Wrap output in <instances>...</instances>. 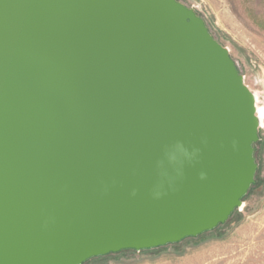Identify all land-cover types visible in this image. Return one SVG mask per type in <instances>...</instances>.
Masks as SVG:
<instances>
[{
  "label": "water",
  "instance_id": "water-1",
  "mask_svg": "<svg viewBox=\"0 0 264 264\" xmlns=\"http://www.w3.org/2000/svg\"><path fill=\"white\" fill-rule=\"evenodd\" d=\"M258 126L229 49L178 0H0V264L217 228L255 182Z\"/></svg>",
  "mask_w": 264,
  "mask_h": 264
},
{
  "label": "rangeland",
  "instance_id": "rangeland-1",
  "mask_svg": "<svg viewBox=\"0 0 264 264\" xmlns=\"http://www.w3.org/2000/svg\"><path fill=\"white\" fill-rule=\"evenodd\" d=\"M204 19L229 49L264 118V0H178ZM256 181L245 206L217 228L178 243L123 250L85 264H264V123L258 131Z\"/></svg>",
  "mask_w": 264,
  "mask_h": 264
},
{
  "label": "bare ground",
  "instance_id": "bare-ground-1",
  "mask_svg": "<svg viewBox=\"0 0 264 264\" xmlns=\"http://www.w3.org/2000/svg\"><path fill=\"white\" fill-rule=\"evenodd\" d=\"M254 95V103H255V108H256V115H257V119L259 122V128L263 127V123H264V118L260 112V110L262 111V109L259 107V105L257 104L258 102V96L256 93L253 92Z\"/></svg>",
  "mask_w": 264,
  "mask_h": 264
},
{
  "label": "flooded vegetation",
  "instance_id": "flooded-vegetation-1",
  "mask_svg": "<svg viewBox=\"0 0 264 264\" xmlns=\"http://www.w3.org/2000/svg\"><path fill=\"white\" fill-rule=\"evenodd\" d=\"M255 181H256V178H255ZM254 184H255V182L253 183V185H254ZM253 185H252V186H253ZM252 186H251V188H252ZM251 188L249 189V191H248V193L246 194V196L249 194V192H250ZM246 196H245V197H246ZM245 197L243 198V201H244V206H245V200H244V199H245ZM234 212H235V211H234ZM234 212H233V213H234ZM233 213H232V215H233ZM232 215H231V216H232ZM231 216H230V218H231ZM230 218H229V219H230ZM225 223H226V222H225Z\"/></svg>",
  "mask_w": 264,
  "mask_h": 264
},
{
  "label": "clouds",
  "instance_id": "clouds-1",
  "mask_svg": "<svg viewBox=\"0 0 264 264\" xmlns=\"http://www.w3.org/2000/svg\"><path fill=\"white\" fill-rule=\"evenodd\" d=\"M200 178L201 179H205L206 178V175L202 173L201 176H200Z\"/></svg>",
  "mask_w": 264,
  "mask_h": 264
},
{
  "label": "trees",
  "instance_id": "trees-1",
  "mask_svg": "<svg viewBox=\"0 0 264 264\" xmlns=\"http://www.w3.org/2000/svg\"><path fill=\"white\" fill-rule=\"evenodd\" d=\"M123 251V250H122ZM121 252V251H120ZM112 254V253H111ZM109 255V254H108ZM104 256H106V255H104ZM98 257H100V256H98ZM85 264V263H84Z\"/></svg>",
  "mask_w": 264,
  "mask_h": 264
}]
</instances>
